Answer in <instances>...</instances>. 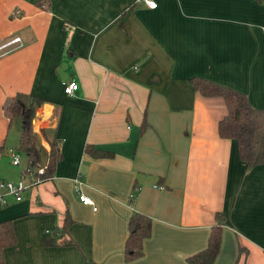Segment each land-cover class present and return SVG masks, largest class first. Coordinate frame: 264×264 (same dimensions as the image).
<instances>
[{"label": "crops", "instance_id": "obj_1", "mask_svg": "<svg viewBox=\"0 0 264 264\" xmlns=\"http://www.w3.org/2000/svg\"><path fill=\"white\" fill-rule=\"evenodd\" d=\"M156 2L150 10L137 0H0V181L28 183L20 120L2 111L15 94L42 100L32 131L48 155L41 131L54 130L61 156L49 179L0 204L15 238L4 264H188L219 212L214 264H264V162L240 161L235 141L218 136L223 100L189 83L230 88L264 110V3ZM67 81L77 85L71 96ZM85 146L113 157L90 158ZM65 213L66 234L46 245ZM133 213L152 229L143 256L126 262Z\"/></svg>", "mask_w": 264, "mask_h": 264}, {"label": "trees", "instance_id": "obj_2", "mask_svg": "<svg viewBox=\"0 0 264 264\" xmlns=\"http://www.w3.org/2000/svg\"><path fill=\"white\" fill-rule=\"evenodd\" d=\"M256 3H264V0H255ZM193 90L204 98H220L226 108V114L217 124L218 136L221 139L233 140L236 143L237 154L241 162L247 168L252 169L264 162V110L252 107L247 96L230 88L212 83L210 81L193 77L189 79ZM42 100L32 95L15 94L7 99L2 111L9 120L19 118L21 127L17 151L23 154L28 161L23 170L24 175L38 177L41 181L52 176L56 163L60 160L59 140L55 137L54 130L41 131V135L48 145L47 164L43 174L35 173L40 166L36 165V152L34 140L36 134L32 131L31 121ZM146 120L143 119L141 129L146 128ZM84 154L93 159H109L112 153L85 146ZM135 198L131 193V200ZM225 222L223 213L215 214V224L211 227L206 247L187 258L188 264H214L221 247L222 226ZM71 223L68 214L65 213L60 229L50 232L46 245L53 246L63 235L66 234L68 225ZM152 224L149 217L141 213H133L127 224L128 235L124 244V260L131 262L143 256V243L151 236ZM15 238L12 225L9 220L0 222V264H4L3 250L14 246Z\"/></svg>", "mask_w": 264, "mask_h": 264}, {"label": "built area", "instance_id": "obj_3", "mask_svg": "<svg viewBox=\"0 0 264 264\" xmlns=\"http://www.w3.org/2000/svg\"><path fill=\"white\" fill-rule=\"evenodd\" d=\"M137 2L143 3L148 9L150 10H155L158 6L156 0H137ZM19 43V39L18 38H14L12 40H10L8 43H5L1 48H5L11 44H16ZM63 93L66 96H71L72 93L77 89V85L73 82V81H67V82H63ZM12 165L13 166H17L19 163L18 157L17 155H14L12 157ZM44 171V167H40L36 170V174L37 176H41L43 174ZM28 177V183H25L22 180H18L15 182L12 181H0V204H4L5 203V197L10 196L13 198V200H15L16 202H18L21 197V193L23 191H25L26 189L31 188L32 186L36 185L37 183L41 182L42 179H39L38 177L33 178L32 175H27ZM74 183L76 185H79V179H75ZM77 198L78 201L80 202V204L84 205V206H89L91 207L92 211H95V207L93 206V203L85 196H83L82 194H80L77 191Z\"/></svg>", "mask_w": 264, "mask_h": 264}, {"label": "water", "instance_id": "obj_4", "mask_svg": "<svg viewBox=\"0 0 264 264\" xmlns=\"http://www.w3.org/2000/svg\"><path fill=\"white\" fill-rule=\"evenodd\" d=\"M59 78L62 80L64 77L62 76V69H58L57 71ZM36 134V133H35ZM34 149L37 154V161L36 164L40 167H45L47 164V153L43 146L40 143V137L36 134L34 140Z\"/></svg>", "mask_w": 264, "mask_h": 264}, {"label": "rangeland", "instance_id": "obj_5", "mask_svg": "<svg viewBox=\"0 0 264 264\" xmlns=\"http://www.w3.org/2000/svg\"><path fill=\"white\" fill-rule=\"evenodd\" d=\"M13 119H19V118L16 117V118H13ZM16 121H17V120H16ZM17 122H19V121H17ZM14 182H15V181H14Z\"/></svg>", "mask_w": 264, "mask_h": 264}]
</instances>
